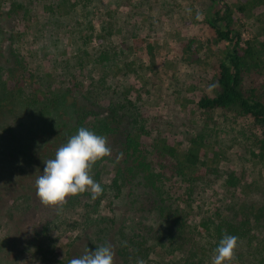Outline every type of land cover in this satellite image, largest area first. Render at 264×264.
<instances>
[{"label": "rangeland", "instance_id": "1", "mask_svg": "<svg viewBox=\"0 0 264 264\" xmlns=\"http://www.w3.org/2000/svg\"><path fill=\"white\" fill-rule=\"evenodd\" d=\"M4 1L11 15L2 18L0 25V64L5 68L14 66L19 55L22 63L36 70L45 87L49 88L55 81L71 84L74 88L66 94L67 103L74 102L84 111L104 112V103L99 105L90 91L92 88L104 91L98 79L107 72L102 73L99 65L94 68L92 62H86L87 67L80 74L95 81L92 86L86 82L77 89L73 79L79 71L72 58L84 48H90L96 57L105 45L119 47L113 64L121 61V68L111 71L108 81H121V103L127 106V120L122 122L121 131L109 138L110 153L118 150L128 130L138 134L144 129L142 150L158 171L157 163L162 157L155 150V144L161 138L166 137L184 151L190 145V138L199 134L204 137V150L211 157L207 160L204 181L190 184L174 175L175 182L170 187L174 197L186 195L191 200L190 209L185 202L179 205L188 219L186 231L178 235L179 245L175 248L165 237L162 247L152 250L148 256L152 264L186 263L195 257L191 250L194 245L198 247L197 257L191 261L200 259L201 264H211L214 251L209 250L210 243L216 240L203 227L198 228L200 235L196 229L209 217L222 231L232 225L244 234L230 264H264V128L236 109L216 110L210 123L196 108L202 95H213L218 89L216 67L225 55L224 45L216 40L205 21L214 10L213 1L93 0L84 9L82 4L76 5L77 0ZM223 2L232 6L233 27L244 40L254 37L263 40L264 6L247 14L237 9V0ZM26 8L29 13L24 15ZM17 19L22 20L17 22ZM111 19L117 25L121 22L122 31L114 27L113 34L101 41L100 34L106 33L103 27L107 29ZM129 84L136 86L134 92L127 90ZM253 89V93H264V65L253 66L245 73L244 90L252 94ZM33 114L31 111L17 117L8 115L7 120L3 118L0 138L3 135L7 140L16 135L28 143L29 124L39 122L37 113L34 117ZM57 131L61 139L53 131L38 132V148L33 147L38 150L29 151L33 156L32 169L19 171L12 179L5 178L2 182L5 189L0 193V264H55V258L78 257L90 240V231H84L82 226L87 215H111L106 197L96 205V210L71 209L65 215L67 220L60 225L57 223L59 207L71 202L72 196L56 206L40 202L35 180L43 172V161L54 158L56 150L73 135L69 128ZM9 162V154L0 158V177L6 176ZM209 166L217 171L209 174ZM99 169L102 179L109 182L114 175L111 162L101 163ZM231 171H235L236 186L226 184ZM165 172L172 174L169 168ZM28 193L34 196L33 205L20 212L17 206L23 205ZM124 203L116 209L125 210L128 206ZM46 225L48 240L44 235Z\"/></svg>", "mask_w": 264, "mask_h": 264}, {"label": "trees", "instance_id": "2", "mask_svg": "<svg viewBox=\"0 0 264 264\" xmlns=\"http://www.w3.org/2000/svg\"><path fill=\"white\" fill-rule=\"evenodd\" d=\"M92 1L77 0L76 5L82 4V9H84ZM212 1L214 10L210 16L206 17L205 21L214 32L216 40L224 45L225 55L216 67L215 78L218 89L213 95H202L196 102V108L202 116L208 117L210 123L213 120L212 113L216 110L236 109L264 128V93H253V89L252 94H248L244 90L246 71H249L253 66L264 65V38L258 40L254 37L244 40L241 33L233 27L232 6L224 3V0ZM237 1V9L247 14L259 6H264V0ZM5 4L4 0H0V25L2 18L11 15ZM23 13L24 15L28 14V9L26 8ZM20 18L23 19V17ZM21 20L17 19V22H21ZM102 22L104 23V21ZM114 27H118L117 29L122 31L121 22L117 25L114 20L110 21L107 29L103 27L106 33L100 34L101 41L102 38L113 34L112 28ZM118 48L114 44L105 45L98 56L96 54V57L93 56L90 48H84L80 49L78 54L72 58L76 60L77 63L74 64V67L79 71L73 79V86L77 89L84 86L86 82H89L90 86L94 84L93 77L80 74L82 69L87 67L88 62H92L94 68L99 65L102 73L107 72L98 79V82L104 85V91L94 90V88L90 91L92 99L95 98L98 104L104 103L102 108L106 109V111L102 109L104 112L100 111L94 114H92L93 111H84V109L76 107L74 102L67 103L66 94L74 88L71 84H59L55 81L52 86L48 85L49 88L45 87L39 81L36 70L25 65V62L22 63L19 55L16 56L14 66L5 68L0 64V122L3 118L7 120L8 115L17 117L31 111L34 112L33 117L35 113L39 117V122L31 121L29 124L28 143L21 141L16 135H12L7 140H4L1 135L0 158L3 159L9 154L10 162L7 164L9 171L5 173L6 176L0 177V193L5 189V184L2 183L5 178L10 180L17 172H27L32 169L30 165L33 156L29 155V151L35 153L38 150L33 148H38V138H36L38 132L53 131L61 139L57 130L64 131L69 128L74 135L79 128L85 127L97 135L106 137L108 142L112 135L121 131L122 122L127 120V106L121 103V81H108L111 71L121 68V61H117V65L113 64V60L117 59L119 53ZM16 64H19V69ZM127 90L134 92L136 86L129 84ZM143 132L146 133L144 129H141L138 134L128 130L124 140L119 139L120 143L116 152L110 153L94 163L90 174L101 185L100 195L92 199L90 192L86 191L72 196L71 202L59 207L57 223L62 225L64 220H67L65 215L71 209L90 207L91 210H96V205L108 197L106 200H108L111 215L105 213H98L96 216L87 215L84 224H82L84 231H90V234L88 233L90 240L86 249L94 251L96 247L110 245L114 254L113 262H120V264H137L140 260L145 264H152L148 256L152 250L162 247L165 237H168L173 248L179 245L178 238L180 236L178 237V235L184 234L188 220L179 205L185 202L187 208L190 209L191 200L186 195L177 197L172 195L170 187L175 182L174 175H177L181 181L190 184L203 182V174L206 175V168L209 165L207 160L211 158L204 150V137L200 134L190 138V145L184 151H180L172 144L171 140L163 137L155 144V150L162 157L157 163L158 171H155L153 169V167L155 168L154 162L142 150ZM47 142L48 138L45 143ZM109 161L114 166V175L106 183L102 179L99 166L101 163L106 165ZM167 168L171 170V175H166L165 169ZM210 168L209 166V174L212 171H217V169ZM196 170H198L196 176L192 177ZM234 172L228 173L226 184L237 185V177ZM189 173L192 174L189 175ZM33 197L31 193H28L23 205H18L17 210L27 211L33 205ZM180 198H183V201ZM178 200L179 202H177ZM120 203L121 206L124 203V206L128 207H125V210L123 208L121 211L117 210L116 206ZM151 220L152 222H150ZM164 222L168 224V227ZM214 222L210 217L205 218L196 227V229L199 226L203 227L208 236L216 240L215 243H210L209 250L211 252L214 251L219 240L225 234L236 236L238 241L243 238V232H240L237 227L229 225L230 229L222 231L221 226ZM160 225H164V229L160 228ZM48 231L49 228L46 225L44 235L47 240L49 238ZM197 233L200 235L199 229ZM191 250L195 255L191 260H194L197 257L198 247L194 245ZM71 259L67 255L64 260L55 258L53 261L56 260L55 264H69ZM191 260L183 264H201L200 259L198 262Z\"/></svg>", "mask_w": 264, "mask_h": 264}, {"label": "clouds", "instance_id": "3", "mask_svg": "<svg viewBox=\"0 0 264 264\" xmlns=\"http://www.w3.org/2000/svg\"><path fill=\"white\" fill-rule=\"evenodd\" d=\"M106 137L81 127L59 147L52 159L43 161L44 169L35 180L36 195L44 205L56 206L69 196L86 191L95 199L102 192L101 185L90 174L91 166L110 155ZM238 245V238L225 234L219 240L211 264H230ZM110 245L96 247L69 261V264H113ZM137 264H143L140 260Z\"/></svg>", "mask_w": 264, "mask_h": 264}]
</instances>
